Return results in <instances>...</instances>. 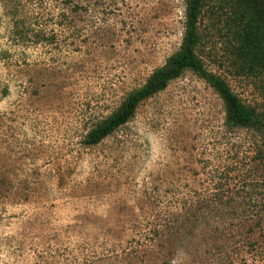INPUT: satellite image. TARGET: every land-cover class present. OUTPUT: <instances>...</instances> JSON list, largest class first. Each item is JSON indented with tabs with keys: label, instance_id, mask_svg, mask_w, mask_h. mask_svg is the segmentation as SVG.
Instances as JSON below:
<instances>
[{
	"label": "rangeland",
	"instance_id": "374dc122",
	"mask_svg": "<svg viewBox=\"0 0 264 264\" xmlns=\"http://www.w3.org/2000/svg\"><path fill=\"white\" fill-rule=\"evenodd\" d=\"M186 11L0 0V264H264V130L229 127L195 72L85 143L181 52ZM252 13L264 0H205L197 55L264 122V72L241 53Z\"/></svg>",
	"mask_w": 264,
	"mask_h": 264
},
{
	"label": "trees",
	"instance_id": "16d2710c",
	"mask_svg": "<svg viewBox=\"0 0 264 264\" xmlns=\"http://www.w3.org/2000/svg\"><path fill=\"white\" fill-rule=\"evenodd\" d=\"M205 0H187L186 29L183 48L180 53L173 56L170 64L154 71L148 82L140 89L131 93L121 109L106 123L93 129L86 137L88 146L100 144L122 126L126 125L136 114L141 103L164 91L170 82L178 79L185 71H193L215 88L228 106V126L239 129L264 130V122L259 115L247 108L241 99L232 91L230 86L221 78L210 73L197 55L200 43L199 18ZM251 18L245 25L243 35V48L241 53L245 60V66L252 73L264 72V20L258 14H251ZM24 23V22H23ZM36 18H34V27ZM23 44L33 43L36 40L27 33L18 32ZM47 25L42 29V40H48Z\"/></svg>",
	"mask_w": 264,
	"mask_h": 264
}]
</instances>
